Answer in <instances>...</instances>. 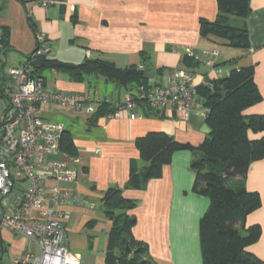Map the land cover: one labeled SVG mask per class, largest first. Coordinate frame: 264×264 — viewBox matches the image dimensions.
<instances>
[{"label": "crops", "instance_id": "obj_1", "mask_svg": "<svg viewBox=\"0 0 264 264\" xmlns=\"http://www.w3.org/2000/svg\"><path fill=\"white\" fill-rule=\"evenodd\" d=\"M41 1L50 5L42 7ZM250 4L246 20L250 49L238 50L200 34L201 20L217 19L216 0H1L0 29L7 32L5 65L24 64L36 48L38 34L44 35L52 49L50 60L80 65L88 59H101L122 69L144 66L154 76L150 80L158 84H167L177 69L192 71L200 86L204 79L227 76L234 67L254 65L262 101L246 114L264 117V0H251ZM171 46L220 49L228 64L218 65L222 76L200 65L189 68L183 62L187 56L172 52ZM44 77L50 89L100 96L112 106L132 95L101 76L77 82L67 73L47 70ZM40 116L65 126V135L71 137L76 157L81 159L79 179L70 187L97 206L68 205L63 209L70 249L80 264H106L112 222L101 201L110 188L123 189L124 196L136 202L131 212L136 217L133 233L146 245L150 264H203L200 223L210 200L193 190V152H175L162 177L151 180L146 189L127 187L132 161L144 165L137 147L139 138L163 132L193 147L204 142L207 135L195 130L183 112L166 110L138 120L103 116L90 125L92 115L86 109L49 104L41 107ZM263 135L264 131L250 133L252 139ZM246 188L261 199V207L248 216L246 225L261 228L259 241L249 250L264 262V159L250 165ZM5 235L20 237L7 231ZM22 244L23 253L30 251L29 244L31 251L36 249L32 241L24 239Z\"/></svg>", "mask_w": 264, "mask_h": 264}, {"label": "trees", "instance_id": "obj_2", "mask_svg": "<svg viewBox=\"0 0 264 264\" xmlns=\"http://www.w3.org/2000/svg\"><path fill=\"white\" fill-rule=\"evenodd\" d=\"M216 1L217 19L214 22L200 21L201 36L228 48L250 49L246 20L251 13V0ZM238 20H241V26L234 25ZM2 31L6 51L7 32ZM183 62L189 68L199 66L190 57H184ZM225 64L228 63L222 62ZM47 70L67 73L77 82L101 76L121 88L134 90L147 85L150 80L144 66L143 69L137 65L122 69L101 59H88L80 65H71L50 60L47 56L39 57L34 62L33 77L42 79L46 85L44 72ZM254 75V65L234 67L228 76L208 79V86H199V95L209 109L206 122L212 130L199 147L180 143L163 132H151L137 140L144 165L140 167L137 161H132L127 185L130 189H146L151 180L161 178L164 167L172 162L175 152H193L191 166L196 172L193 190L210 200L200 223L203 264H264L249 250L259 241L261 228L256 224L246 225L248 216L261 207L260 195L246 188L248 169L252 163L264 159V135L255 139L250 137V133L259 132L258 124L264 117L246 114L249 108L262 101ZM135 101L138 102V98ZM140 106L145 116L160 112L144 104ZM114 111L115 108L104 101L92 115L90 125ZM62 152L76 157L72 139L65 132ZM101 207L112 222L106 264H140L142 261L150 264L146 259V245L133 233L136 217L131 212L136 202L127 199L123 189L110 188L101 201ZM139 249L140 253L137 252Z\"/></svg>", "mask_w": 264, "mask_h": 264}, {"label": "built area", "instance_id": "obj_3", "mask_svg": "<svg viewBox=\"0 0 264 264\" xmlns=\"http://www.w3.org/2000/svg\"><path fill=\"white\" fill-rule=\"evenodd\" d=\"M39 5L47 7L50 2L41 1ZM170 50L222 76L218 65L224 55L220 49L196 51L188 46H171ZM51 53L44 35L38 34L36 48L25 63L7 68L0 29V236L3 231L23 236L36 248L25 251L14 264H80L70 249L63 209L68 205L97 207L70 187L79 179L81 159L62 152L65 126L43 119L40 109L57 104L75 111L86 109L93 115L104 101H109L53 90L42 79L34 78L35 60ZM209 84L208 79L201 83ZM198 88L192 71L177 69L167 84L149 80L136 90L137 97L128 95L122 103L115 102L110 117L144 119L140 104L160 112L177 110L187 117L207 114L209 109Z\"/></svg>", "mask_w": 264, "mask_h": 264}, {"label": "rangeland", "instance_id": "obj_4", "mask_svg": "<svg viewBox=\"0 0 264 264\" xmlns=\"http://www.w3.org/2000/svg\"><path fill=\"white\" fill-rule=\"evenodd\" d=\"M240 23H241V20H238L237 22L234 23V25L241 26ZM7 68H10V65H8ZM2 109H3V104L0 102V112L2 111ZM1 238L3 242V246L5 247V250L3 251V254H2L1 248H0V264H14V260L20 258L23 255L22 242L24 241L25 238L23 236H20V237L6 236L5 231L1 233ZM29 249L30 251L33 249V246L31 244H29Z\"/></svg>", "mask_w": 264, "mask_h": 264}, {"label": "water", "instance_id": "obj_5", "mask_svg": "<svg viewBox=\"0 0 264 264\" xmlns=\"http://www.w3.org/2000/svg\"><path fill=\"white\" fill-rule=\"evenodd\" d=\"M149 79L153 78L154 76L151 74V75H148L147 76ZM128 91L131 92L132 96L134 97H137L138 96V93L136 90H133L131 87L128 88ZM208 114H201V113H197V114H191L189 115L188 117V122L190 123V125H192V127L195 129V130H198L200 132H202L203 134L205 135H209L212 130L211 128L208 126L207 122H206V119L208 117ZM258 128H259V131H264V120L260 121L259 124H258ZM1 245V252L3 254V245H2V242H0ZM129 250V249H128ZM138 253L141 252V249H139L137 251ZM140 264H147L146 261H142Z\"/></svg>", "mask_w": 264, "mask_h": 264}]
</instances>
